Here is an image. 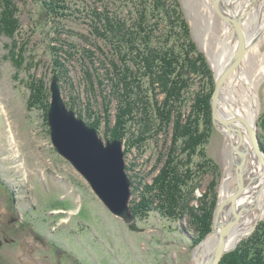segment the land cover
Listing matches in <instances>:
<instances>
[{
	"label": "rangeland",
	"instance_id": "rangeland-1",
	"mask_svg": "<svg viewBox=\"0 0 264 264\" xmlns=\"http://www.w3.org/2000/svg\"><path fill=\"white\" fill-rule=\"evenodd\" d=\"M9 1L16 29L13 36L0 32V264H200L203 259L198 262L195 254L199 245L215 232L216 212L223 200L222 184L233 162L230 139L214 125L205 149L219 166L218 179L215 173L206 172L188 182L196 186L190 206L200 214L202 200H209L206 192L212 180H218L212 227L203 239L195 242L198 226L189 210L173 218L152 210L146 215H136L131 224L126 223L59 153L52 141L48 119L50 86L55 76L52 67L59 55L67 69V74L60 80L58 77L67 106L76 105L71 109L89 125L99 119L97 130L103 140L119 139L106 135L107 112L114 129L118 100L106 97L109 86L93 87L85 76L86 68L91 67V72L98 68L101 77H106V67L101 61L103 53L96 48L102 43L93 34L91 17L94 9L106 6L116 9L117 0H64L68 5L65 14L48 18L35 0ZM181 2L193 39L205 53L216 85V70L206 47H215L223 19L213 5L210 8V0ZM4 6L9 8L5 0H0V18ZM121 9L127 11L125 6L118 11ZM85 48L96 49L97 59L91 61L84 54ZM34 83L41 84L44 90H40L41 98L36 97L38 102L33 100L35 103L30 104ZM199 86L197 82L192 89ZM258 98L256 120L264 147V79L258 85ZM141 129L132 120L127 124L125 138L120 139L132 183L131 202L140 201L145 186L154 182L171 144L172 129L168 135L153 131L149 139L139 138ZM237 183L230 186V193ZM263 222L264 218L259 220L225 255L249 239Z\"/></svg>",
	"mask_w": 264,
	"mask_h": 264
},
{
	"label": "trees",
	"instance_id": "trees-1",
	"mask_svg": "<svg viewBox=\"0 0 264 264\" xmlns=\"http://www.w3.org/2000/svg\"><path fill=\"white\" fill-rule=\"evenodd\" d=\"M5 2L9 8L2 7L0 32L13 36L16 29L13 13L10 12V1ZM35 2L47 18L61 16L68 8L64 0ZM114 6L116 9L108 6L102 10L94 9L91 17L93 34L102 43L96 44V48L103 53L101 61L106 67L107 78L101 77L98 68L94 73L90 71L91 67L85 70L91 86H109L106 97L110 101L111 98L118 100L114 129L110 127V112H107L106 135L124 139L127 124L132 120L142 127L141 139L151 138L154 132L168 135L172 129L164 166L154 182L145 186L141 200H132V210L135 216L158 210L172 218L189 210L198 226L195 239L198 243L212 227L216 178L219 176L218 164L205 149L214 127L211 95L215 82L210 64L193 39L181 0H117ZM124 6L126 12L118 11ZM84 54L91 61L97 59L96 49L85 48ZM52 69L59 80L67 74L66 64L59 55ZM197 82L199 89L193 90ZM34 85H31L30 104L37 103L36 97L39 98L40 90H44L41 84ZM78 114L83 116L82 111ZM90 124L96 129L100 127L99 119ZM206 172L215 173L216 178L206 192L209 200H202L204 203L197 214L190 206L196 186L192 187L188 182ZM221 264H264V222L236 250L226 254Z\"/></svg>",
	"mask_w": 264,
	"mask_h": 264
},
{
	"label": "water",
	"instance_id": "water-1",
	"mask_svg": "<svg viewBox=\"0 0 264 264\" xmlns=\"http://www.w3.org/2000/svg\"><path fill=\"white\" fill-rule=\"evenodd\" d=\"M213 9L220 18L231 25L238 37V47L234 59L220 73H216V85L211 97L213 123L227 139H230L232 154L238 153L242 161L235 162L237 172V191L220 201L216 212V221H219L222 208L226 201L231 202L234 212L233 221L225 224L218 222V240L214 246L213 254L204 264H219L229 248L227 237L229 236L234 221L239 217L235 202L243 190V163L245 153L240 151L239 145L231 139L230 131L240 134V130L233 125V119L223 117L219 113L222 90L227 79L238 68L247 50L245 35L242 27L241 16L235 17L224 7L225 0H213ZM210 63L211 60L209 59ZM51 104L49 109V125L52 141L59 153L67 158L73 166L90 182L96 194L107 207L116 215L124 219L126 223H132L135 215L131 207L132 183L127 173L125 160V148L123 141L113 139L105 141L98 130L80 118L75 110L69 108L65 102L58 76H53L51 83ZM242 137V136H241ZM249 137L252 146L264 167V149L259 134V124L249 127ZM217 223H214V229ZM237 245V244H236ZM236 245L234 247H236Z\"/></svg>",
	"mask_w": 264,
	"mask_h": 264
},
{
	"label": "bare ground",
	"instance_id": "bare-ground-1",
	"mask_svg": "<svg viewBox=\"0 0 264 264\" xmlns=\"http://www.w3.org/2000/svg\"><path fill=\"white\" fill-rule=\"evenodd\" d=\"M209 6L212 8V0H210ZM224 7L234 10L231 13L233 16H241L247 45L240 66L231 73L224 85L225 89L222 90L224 98H221L219 106L220 115L233 119V125L240 130V134L234 131L229 133L232 141L239 145L240 151L246 156L242 169L243 190L235 202L236 210L240 215L234 221L232 230L227 237V244L232 249L259 220L264 218V167L255 153L249 137V127H255L259 113L258 85L264 79V52L262 51L264 47V0H225ZM222 25L220 33L217 34L215 47H206L210 59H213V67L217 73H220L233 61L238 47V37L231 25L224 20ZM232 160L222 184L221 197L223 200L238 189L236 187L230 193V186L238 182L237 172L234 168L235 162L236 160L241 162L242 159L236 153ZM233 218L232 204L226 201L218 222L225 224L228 221H233ZM218 222H215L217 223L215 232H212L197 249L196 260L199 262L200 258L203 259L200 264H204L214 252L220 227Z\"/></svg>",
	"mask_w": 264,
	"mask_h": 264
}]
</instances>
